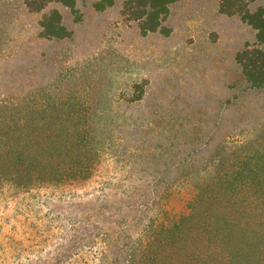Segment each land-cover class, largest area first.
Listing matches in <instances>:
<instances>
[{"label":"rangeland","instance_id":"rangeland-1","mask_svg":"<svg viewBox=\"0 0 264 264\" xmlns=\"http://www.w3.org/2000/svg\"><path fill=\"white\" fill-rule=\"evenodd\" d=\"M122 1L50 2L72 35L48 39L0 0V264H264V90L235 61L255 31L177 0L143 35Z\"/></svg>","mask_w":264,"mask_h":264},{"label":"trees","instance_id":"trees-1","mask_svg":"<svg viewBox=\"0 0 264 264\" xmlns=\"http://www.w3.org/2000/svg\"><path fill=\"white\" fill-rule=\"evenodd\" d=\"M115 1L93 0L92 6L96 10H104L112 6ZM176 1L123 0L121 14L127 19L136 21L138 29L143 35L155 31L168 34L170 30L164 25V22L170 13V6ZM253 1L218 0V8L221 13L238 16L242 22L249 25L255 31L254 43H245L242 49L237 51L235 61L248 86L253 89L264 90V7L258 5L256 8L251 9L249 4ZM22 2L29 12H41L38 22L40 34L48 39H64L72 35V31L63 23L62 15L58 9L50 8L43 12L50 2H58L67 7L76 20H79L81 17L76 7V0H22ZM135 87L140 90L138 94L132 96L131 100L141 98L142 85L136 84ZM23 153L22 151L18 152L21 158H23ZM7 185H9L8 189H12L10 184ZM0 189H2L1 186ZM115 245H117V240ZM118 251L121 252L120 249Z\"/></svg>","mask_w":264,"mask_h":264}]
</instances>
